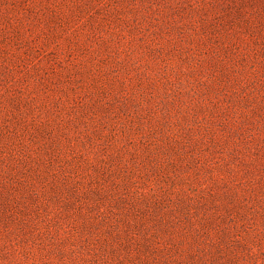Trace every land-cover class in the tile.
Returning a JSON list of instances; mask_svg holds the SVG:
<instances>
[{
	"label": "rangeland",
	"instance_id": "obj_1",
	"mask_svg": "<svg viewBox=\"0 0 264 264\" xmlns=\"http://www.w3.org/2000/svg\"><path fill=\"white\" fill-rule=\"evenodd\" d=\"M0 264H264V0H0Z\"/></svg>",
	"mask_w": 264,
	"mask_h": 264
},
{
	"label": "trees",
	"instance_id": "obj_2",
	"mask_svg": "<svg viewBox=\"0 0 264 264\" xmlns=\"http://www.w3.org/2000/svg\"><path fill=\"white\" fill-rule=\"evenodd\" d=\"M121 96H122L124 101H127V99L129 98L128 94H126V93H122Z\"/></svg>",
	"mask_w": 264,
	"mask_h": 264
}]
</instances>
